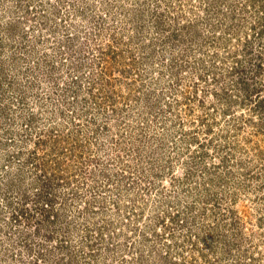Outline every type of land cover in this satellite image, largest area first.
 <instances>
[{"label": "rangeland", "instance_id": "obj_1", "mask_svg": "<svg viewBox=\"0 0 264 264\" xmlns=\"http://www.w3.org/2000/svg\"><path fill=\"white\" fill-rule=\"evenodd\" d=\"M0 264H264V0H0Z\"/></svg>", "mask_w": 264, "mask_h": 264}, {"label": "trees", "instance_id": "obj_2", "mask_svg": "<svg viewBox=\"0 0 264 264\" xmlns=\"http://www.w3.org/2000/svg\"><path fill=\"white\" fill-rule=\"evenodd\" d=\"M47 203H44L43 202V204H42V206H41V208H40V210H39V212H38V216H40V217H42L43 216V218H44V214H46L47 213V215H48V213H49V211L50 210H48L47 209ZM16 214H15V216H16V218L17 219H19V220H21L22 219V217H23V215L21 214V213H18V212H15ZM16 220V219H15ZM36 222H38V219L36 220ZM39 226V225H38ZM37 260V259H36Z\"/></svg>", "mask_w": 264, "mask_h": 264}]
</instances>
